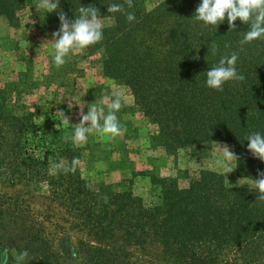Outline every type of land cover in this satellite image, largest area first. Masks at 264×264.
<instances>
[{"label": "trees", "instance_id": "16d2710c", "mask_svg": "<svg viewBox=\"0 0 264 264\" xmlns=\"http://www.w3.org/2000/svg\"><path fill=\"white\" fill-rule=\"evenodd\" d=\"M112 3L124 0H60L58 11L73 20L79 5H91L102 17H114L95 48L111 46L110 60L112 57L116 65L117 78L129 83L134 93L139 92L141 107L157 123L158 143L166 150L186 149L215 139L228 142L239 157L236 173L256 179L258 172H264V163L248 151L247 136L253 132L264 135V40L246 44L240 51L239 42L249 26L237 20L236 31L229 32L226 18L209 28L193 22L195 33L187 39L184 33H175L179 25L172 19L175 27L168 28L164 39L158 31L168 26V15L182 14V24H189L198 0H166L148 13L141 0H133L132 8L125 5L135 15L132 22L123 14H108L107 6ZM176 7L182 9L176 11ZM2 13L10 14L5 9ZM54 15L58 19L57 12ZM163 40L174 48L162 49ZM213 43L217 46L215 55ZM121 48L126 51L119 59ZM233 52H238L236 69L245 80L229 81L223 91L208 88L206 71ZM3 103L1 109L5 108ZM34 119L32 112L9 115L4 109L0 113V189L12 192L0 193V240L8 233L7 224L13 226L16 240L12 247L0 242V253L6 250L8 264H18L23 251L28 255L20 264L34 258V264H46L51 257L49 251L33 249L37 231L32 236L34 227L22 230L21 224L33 197L28 188L40 184L47 187V199L64 209L85 236L84 241L77 242L80 264H113L118 252L127 255L131 242L139 247L152 239L159 245L161 264H229L224 257L231 251L239 254L241 264L264 262V201L257 200L253 187H229L221 180L212 181L219 177L203 174L187 190L177 191L172 186L165 189L166 181L153 178L151 185L157 194L153 193L152 202L147 204L129 191L115 192L110 187L92 190L80 179L77 169L74 173L61 170L57 175L49 174L52 163L62 159L70 166L77 157L72 142L64 141L63 130L49 129L47 117L41 123ZM36 131L44 137L49 161H39L25 152ZM20 188L27 189L20 193ZM116 231L121 233L123 245L114 252L109 249V239Z\"/></svg>", "mask_w": 264, "mask_h": 264}, {"label": "rangeland", "instance_id": "374dc122", "mask_svg": "<svg viewBox=\"0 0 264 264\" xmlns=\"http://www.w3.org/2000/svg\"><path fill=\"white\" fill-rule=\"evenodd\" d=\"M141 1L145 13L152 12L166 2ZM200 2L198 0L199 4ZM37 3L38 0H0V102L5 105V108H0V113H3L4 109L9 115L32 112L37 123L47 117L51 122L49 129L63 130L64 135L67 133L70 136L74 129L60 124L59 117L54 116L57 111H64L70 118V126L75 125L80 122L81 108L84 114H87L90 104L100 103L105 95L114 98L116 94H120L123 97V106L116 115L127 131L111 139L93 132L89 134L86 144L72 143L73 151L81 161L77 171L88 188L97 191L101 187H110L115 192L129 191L133 197L140 198L147 204L152 202L155 196L153 193L157 194L151 185L153 178L166 181L165 189L169 190L172 186L177 191L187 190L190 184L200 180L203 174L215 175L220 179L212 181L221 180L229 187H236L238 180L246 178L239 176L236 169L224 176L221 170L213 166V161L220 155L213 142L227 144L233 151L228 142L215 139L186 149L173 148L169 151L159 144L157 123L146 116L138 99L139 92L134 93L129 83L117 78L116 65L112 57L110 60L113 53L111 46L105 49L95 48L94 45L83 53H70L66 57L67 62L57 69L53 62L54 49L44 42L51 41V34L59 29L60 22L54 12L45 13L36 7ZM4 9L10 14H3ZM181 9L182 7H176L174 10ZM168 16V26L158 31L164 39L168 28L175 27L172 19L179 25L175 33H184L186 39L194 35L193 22L196 20L193 16L189 17V24H182V14L174 16L170 13ZM112 25L113 20L105 17L104 28L109 29ZM127 39L129 37H125V40ZM160 46L165 50L174 48L165 40L161 41ZM140 47V44L136 46L138 50ZM125 51V48L119 49V59H122L121 53ZM69 104L72 105L70 110ZM104 107L107 112V105ZM152 116L157 119V114L153 113ZM57 125L59 127H56ZM43 139L44 137L36 131L32 141L26 145L25 152L28 156L44 162L49 161V150L43 145ZM34 144L36 146H33ZM60 161L62 159L58 162ZM239 187L252 186L245 184ZM18 188L16 186L14 189ZM26 189L20 188V193ZM28 190L33 197L28 208L24 209L27 210L26 220L22 219L21 224H24L22 230L34 227L32 236L37 234L38 241L33 243V249L41 248L51 253L46 264H80L77 242L86 238L78 231L76 222L64 209L47 199L45 185H36L34 188L30 186ZM0 191L2 194H12L11 190L6 188ZM13 230V226L7 224L5 231L8 233L0 240L7 247L15 245ZM120 234L116 231L109 239V249L113 248L114 252L119 250L117 247L123 245L122 241H119ZM152 240L145 241L144 245L139 247L131 242L132 247H127V255L118 252V257H115L112 263L161 264L159 245L156 244V239ZM224 260L229 264H241L239 254L235 251L226 254ZM34 262L35 258L27 260V264Z\"/></svg>", "mask_w": 264, "mask_h": 264}, {"label": "clouds", "instance_id": "9594fccd", "mask_svg": "<svg viewBox=\"0 0 264 264\" xmlns=\"http://www.w3.org/2000/svg\"><path fill=\"white\" fill-rule=\"evenodd\" d=\"M59 4L60 0H38L36 4V7L45 13L57 12L58 15L59 29L51 34L50 42H44L54 49L53 62L57 69L67 62L66 57L70 53H83L87 48L103 40L105 19L96 7L79 5L78 15L75 16V19L69 20L63 11H58ZM125 5L127 8H132L133 0H124V3H112L107 6V12L108 14H123L127 21L132 22L135 20V15L128 12ZM192 18L202 22L205 26L214 27L223 23L226 18L229 32L236 31L234 22L237 20L248 25V31L244 33L243 39L239 42L240 51H243L246 44L256 40H264V0H201ZM107 19L114 20V17L107 16ZM226 47L228 46L226 45ZM216 50L217 46L213 43L211 45L213 55H215ZM238 58V52H233L230 56L222 57L217 66L207 70L206 86L216 91H223L224 84L229 81L243 82L245 80L244 75L238 74L236 69ZM122 101L123 97L120 94H116L114 98L105 95L100 103L94 102L87 107V114H84L83 108H81L80 122L71 126L69 124L70 118L65 115L64 111H57L54 116L59 117L60 124L74 129L70 136L65 134L64 141L67 142L71 139L73 144H86L89 134L93 132L110 139L123 135L127 129L120 124L116 115L123 106ZM105 104L107 105V112H105ZM68 108L70 110L72 105L69 104ZM213 144L216 145V149L220 153L213 161V166L221 170L224 176L233 172L239 162L237 154L230 150L227 144L215 142ZM247 149L254 158L264 163V135L259 132L250 133L247 136ZM80 164L79 158L75 157L70 166L63 160L54 162L49 168V174L57 175L61 170L64 173H74ZM245 184H251L257 193V200L264 201V172H258L256 179L241 178L235 186L239 187ZM104 201L107 202V197H104ZM27 255V251L21 252L17 258L18 264L25 260ZM0 264H8L6 250L0 253Z\"/></svg>", "mask_w": 264, "mask_h": 264}]
</instances>
